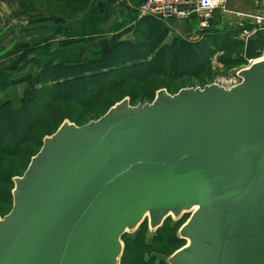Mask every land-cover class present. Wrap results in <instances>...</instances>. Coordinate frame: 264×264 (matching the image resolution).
<instances>
[{"label": "water", "instance_id": "obj_1", "mask_svg": "<svg viewBox=\"0 0 264 264\" xmlns=\"http://www.w3.org/2000/svg\"><path fill=\"white\" fill-rule=\"evenodd\" d=\"M239 77L65 121L13 180L0 264H120L126 234L187 213L168 264H264V61Z\"/></svg>", "mask_w": 264, "mask_h": 264}, {"label": "trees", "instance_id": "obj_2", "mask_svg": "<svg viewBox=\"0 0 264 264\" xmlns=\"http://www.w3.org/2000/svg\"><path fill=\"white\" fill-rule=\"evenodd\" d=\"M2 1L10 2L11 0ZM44 1L47 5L49 1L64 6L67 12L75 16L88 12L93 2V0ZM24 2L25 0H19L21 15L37 12L29 10ZM218 13L220 12L216 14ZM44 14L55 16L60 22L76 19V17H66L52 12H44ZM214 21L215 18L212 21V26ZM62 32L64 31L58 30L55 36L62 34ZM169 32V28L163 21L154 17H145L138 22V27L135 29V43L112 45L97 59L86 58L78 64L68 65L48 61L40 67L36 74V87L32 86L30 88L29 94L22 99L19 107H16L9 100H0V157L16 158L23 153V148L27 144H32L33 148L37 149L26 161L27 163H25L21 175H10L0 169V203L8 209L4 210L6 213L0 211L1 218L9 214L13 208L12 192L15 187L13 180L16 177L23 176L32 158L40 152L44 139L55 134L65 121L81 127L99 120L113 106L126 98L130 99L131 106L151 103L158 90L146 93V96L150 99L149 101L136 102V97H139L138 93H125L120 100L111 105L103 101L106 94L113 93L116 90L119 91L127 85L135 86L137 84L140 86L147 80L157 76L176 79L178 72L179 78H197L200 75L198 73H206L211 58L217 52L229 53L234 48L240 50L242 47L240 54H243L244 58L231 60L230 57L226 59L225 63L228 66L230 64H243L244 59L259 58L264 51V31L255 34L245 44L242 43L241 46L233 43L234 34L232 32L219 29L203 32L197 42L191 43L176 38L172 44L166 45L165 40ZM50 48L51 43L46 42L25 50L20 58V66L11 73L26 72L35 58L44 54ZM158 61L159 63H157ZM164 88L172 94L167 87ZM143 97H145V93ZM59 106L64 109H71L72 112L76 110L75 108L91 111L97 109V107H102L100 111L104 112L101 114V112L97 113L93 110L88 114V122L81 123L87 120L84 114L81 116L80 121H73L71 117L59 115ZM56 108H58V111L55 113ZM48 116H51L53 122H55L52 131L36 138L37 131L46 123L45 118ZM47 126L45 125L42 130ZM189 217V214L184 215L172 227L171 223L174 220L169 217L162 227L155 232L149 229L148 220L144 221L138 230L133 232L134 237L126 234L122 238L125 248L120 264H168V258L187 244L186 240L180 239L179 230ZM147 234L154 237L149 240ZM159 254L166 256L165 260L159 261Z\"/></svg>", "mask_w": 264, "mask_h": 264}, {"label": "rangeland", "instance_id": "obj_3", "mask_svg": "<svg viewBox=\"0 0 264 264\" xmlns=\"http://www.w3.org/2000/svg\"><path fill=\"white\" fill-rule=\"evenodd\" d=\"M24 4L29 10L37 11L35 14H38V15H45L44 12H52L53 14L63 15L66 17H73V18L76 17L75 20L84 18L85 15H87V12H86V13L80 14L79 16H75V15L67 12L65 10L64 6L56 5L54 3H50L49 1H48V5H47L44 0H25ZM227 5H228L227 6L228 13L225 14L223 12H220V13L216 14L215 21H214V24H213L211 30L219 29V30H224L225 32H227V31L232 32L234 34L232 41L234 40L233 43H235L237 46H241L242 43L245 44L249 40V38L253 37L255 34H257L259 32L264 31V0H229ZM259 17H261V18L257 20V18H259ZM49 18H50L49 24H47V25L45 24V26L49 27L51 29V22L54 21L55 19H53L51 17H49ZM259 20H262L261 24H259ZM56 22L58 23L60 21H56ZM44 23L45 22H38L36 24H44ZM61 23L62 24H59L57 26L59 27L61 25V26H64V29L69 28V30H70V26H67L66 23H63V22H61ZM1 24H2V22H1ZM169 24H171L170 28L173 30H170L169 35H168L167 39L165 40L166 45L172 44V42L176 38L181 40V41L185 40V41L191 42V43L197 42L201 38L202 33H200L201 31H199V24H197V23H196L197 24L196 27L193 29L192 32H189V28H188L189 25L188 24H182L181 22H172V23L170 22ZM3 27H4V25H3ZM24 27H26V26L19 25V26H17V28H14L13 33H12V35H10V37L14 36V34H16V30H18V31L22 30V28H24ZM41 32L42 31H40L38 33H41ZM72 32H73V30H72ZM38 33H35V34H38ZM43 33H44L42 35L43 38H46V40H51V36L53 33L52 30L45 31ZM19 34H20V38L18 41H20L22 39L24 41H26V40H28L27 39L28 37L32 38L34 35L31 33H28L25 29L20 31ZM77 35L80 38L85 37V35L90 36V34H81V33H77ZM10 37L8 36V40H9V42H12ZM12 39H13V42H15V43L17 42V40L15 38H12ZM76 41H79V39H77ZM5 46H6V44H2L0 41V55H2V52L5 48ZM15 47L16 46H14V48ZM241 49H242V47L240 48V50H236L234 48L229 53H225V52L215 53L214 56L210 60V66H209L208 70L206 71V73L205 74H202L201 72L198 73L200 75L197 78H193V79H190L189 77L179 78V72H178V75L176 76V79H169V78H165L163 76H157V77L151 78L150 80H147L145 83L141 84L140 86L137 84H135V86L127 85V86L123 87L122 89H120L119 91L116 90L113 93H108L103 97V101L108 102V104L111 105L115 101L120 100L125 93L126 94L138 93L139 97H136V102H140V101L144 102V101L150 100L146 96L147 95L146 93H151L154 91L156 92L157 90L160 91L164 87H167L171 91L172 95H175L178 93L177 91L180 88L183 89V87L194 88V89L205 88L206 86L218 84L219 80H233L234 83H236V82H238V80H234V79L238 78L239 72H241L242 70H244L245 68H247L251 65L250 60H252L254 62V61H256V60H258L264 56V51H263L262 55L259 58L247 59V60L244 59L245 62L243 64H230L227 66L225 63V60L229 59L230 57H231V60H238L241 57L244 58V55L240 54ZM43 56H44V58H46L47 55H42V57ZM40 59H42V58H40ZM157 63H159V61ZM33 64H34V62L31 64V66ZM31 66H30V68H31ZM177 69H178V66H177ZM35 70H36L35 67L31 68L29 73L34 72ZM28 76H29V74L25 75L21 79L22 81H20L18 83L19 85H16L15 87H13V89L11 91H9L7 93L4 92V93L0 94V100H2V101L9 100L16 107H19L21 105L22 99L25 98L29 94L30 88H32V86H34L31 79H28L26 81ZM18 78H19V76H18ZM24 79H25V85L22 83ZM0 81H1V78H0ZM1 85H3L2 81H1ZM37 87H40V86H37ZM164 89H166V88H164ZM144 93H145V97H143ZM154 100H155V98H154ZM151 103H153V102H151ZM145 104H148V103H145ZM138 105H140V104H138ZM100 108H102V107H97V109H92L91 111H86L84 109L75 108L76 110H73V112H72L71 109L70 110L67 108L64 109L62 106H59V112L58 113L61 116L65 115L67 117H71L73 119V121H80L81 116L84 114V116L87 117V120H84L81 123H87L88 117H89L88 114L91 113L93 110H95L97 113L101 112V114L104 112V111H100L101 110ZM55 110H56L55 111V113H56L58 111V108H56ZM45 120H46V123L37 131L36 138H40V136L48 134L52 131V129L55 125V122H53L51 116L46 117ZM45 125H48V126L42 130V128ZM36 151H37V149H34L32 144H27L23 148V153H21V155L17 156L16 158H8L7 159L4 156H1L0 157V160H1L0 161V165H1L0 169H3L6 173H8L10 175H21V173L23 172L25 163H27L26 161ZM4 210H8V209L5 208L0 203V211H3V213H6V211H4ZM179 220L180 219H174V222L171 223V227L174 226L176 224V222H178ZM148 226H149V223H148ZM129 234L131 237H134V233H129ZM147 236H148L149 240H151L154 237L153 235H150V234L149 235L147 234ZM165 257L166 256L161 255V254L158 255L159 261L165 260Z\"/></svg>", "mask_w": 264, "mask_h": 264}, {"label": "crops", "instance_id": "obj_4", "mask_svg": "<svg viewBox=\"0 0 264 264\" xmlns=\"http://www.w3.org/2000/svg\"><path fill=\"white\" fill-rule=\"evenodd\" d=\"M113 2L115 3L112 4ZM139 2L140 0H93L92 6L84 18L63 22L70 26L69 30V28L64 29V26L61 25L58 27L57 25L62 23H57L56 21L59 20L55 16L21 15L19 0H11L9 3L0 0V21L2 22V24L0 22V41L2 44H6L2 55H0V78L3 83L1 85L0 81V94L11 91L28 74L26 81L31 79L36 87V74L40 67L48 61L68 65L78 64L86 58L97 59L112 45L135 43V29L138 27V22L145 18L139 17L137 10ZM49 17L55 19L51 22V29L45 26V24H49ZM38 22L45 23L36 24ZM181 23L189 25V32H192L197 25L193 19ZM19 25L26 26L22 30L25 29L28 33L34 34L33 37H28L26 41L23 39L18 41L20 38L19 32L22 30H16V34L10 37L13 29ZM166 25L169 26V30H173L170 28L171 24L167 23ZM48 30L53 32L51 40H46L42 36L43 32ZM58 30L64 32L55 36ZM40 31L42 32L38 33ZM77 33L90 34V36L85 35V37L80 38ZM8 36L12 42H9ZM12 38H15L17 42H13ZM77 39L79 41H76ZM46 42L51 43V48L46 51L47 54H42L47 55L46 58L40 55L34 60V64L31 66V68H36L34 72L29 73L31 69L29 67L30 69L24 73H11L20 66V58L25 50ZM14 46L16 47L14 48ZM22 83L25 85V79Z\"/></svg>", "mask_w": 264, "mask_h": 264}, {"label": "built area", "instance_id": "obj_5", "mask_svg": "<svg viewBox=\"0 0 264 264\" xmlns=\"http://www.w3.org/2000/svg\"><path fill=\"white\" fill-rule=\"evenodd\" d=\"M227 2L228 0H145L140 7V12L142 16L151 15L165 20L187 21L193 19L199 22L202 30H206L210 27V22L217 10L228 13L226 10ZM260 18H257V20ZM261 23L262 20H259V24ZM252 63L254 62L250 60V64ZM238 83H234L233 80L218 81L219 85L227 89L237 86Z\"/></svg>", "mask_w": 264, "mask_h": 264}, {"label": "bare ground", "instance_id": "obj_6", "mask_svg": "<svg viewBox=\"0 0 264 264\" xmlns=\"http://www.w3.org/2000/svg\"><path fill=\"white\" fill-rule=\"evenodd\" d=\"M145 0H140V2H139V4H138V7H137V10H138V14H139V17H141V18H144V17H154V18H156V19H158V20H160V21H163L165 24H167V23H172V22H184L183 20H177V19H168V20H165V19H159V18H157V17H155V16H151V15H146V16H142L141 15V12H140V7H141V5H142V3L144 2ZM228 2H229V0H228ZM228 2H227V4H228ZM226 4V10L228 11V9H227V5ZM217 12H223V10H217L215 13H214V15H213V19L211 20V22H210V27L208 28V29H206V30H202L201 28H200V26H199V31H201L200 33H203V32H206V31H209V30H211V28H212V21L214 20V18H215V15H216V13ZM223 13H225V12H223ZM225 14H227V12L225 13ZM188 21V20H187ZM195 21V20H194ZM197 24H199V22L198 21H195ZM260 61H264V56L262 57V58H260V59H258V60H256V61H254V63H252L249 67H247V68H245L244 70H247V69H249L253 64H255L256 62H260ZM239 74H240V72H239ZM239 74H238V85H240L241 83H242V80H241V78L239 77ZM214 85V84H213ZM215 85H218V84H215ZM237 85V86H238ZM218 86H220V87H222V88H225V87H223V86H221V85H218ZM237 86H235V87H237ZM235 87H233V88H235ZM231 89H227V88H225L226 90H228V91H230V90H232L233 88L232 87H230ZM202 89H204V88H202ZM165 90V89H164ZM161 91V90H160ZM167 91V90H166ZM159 92V91H158ZM168 92V91H167ZM169 93V92H168ZM170 94V93H169ZM172 95V94H171ZM61 127V126H60ZM187 214H189L190 216H191V214L190 213H187ZM184 215H186V214H184ZM183 215V216H184ZM182 216V217H183ZM181 217V218H182ZM170 218H172V217H170ZM180 218V219H181ZM173 220H174V218H172ZM188 220H190V217L188 218ZM187 220V221H188ZM187 221H186V223H187ZM185 223V224H186ZM182 228V227H181ZM180 231V230H179ZM186 246V245H185ZM184 246V247H185Z\"/></svg>", "mask_w": 264, "mask_h": 264}]
</instances>
